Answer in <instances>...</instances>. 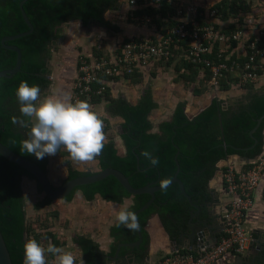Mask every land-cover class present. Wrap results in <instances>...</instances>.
Instances as JSON below:
<instances>
[{
    "label": "trees",
    "instance_id": "1",
    "mask_svg": "<svg viewBox=\"0 0 264 264\" xmlns=\"http://www.w3.org/2000/svg\"><path fill=\"white\" fill-rule=\"evenodd\" d=\"M115 1L27 0L24 9L34 25V31L29 35L6 42L7 45L18 46L22 50L23 58L22 68L18 73L11 78L3 77L0 80V142L16 153L36 162L46 172L49 171V156L37 159L34 155L20 151V141L27 138L29 129L23 126L22 122H27L28 118L20 112L15 89L21 80H26L30 85H38L41 93L44 92L51 84L47 75L50 73L48 63L54 40L73 21L81 22L83 26L103 24L106 11L115 5ZM21 2L22 0H0V71L13 68L17 62V53L5 47L2 42L3 38L29 30L20 8ZM212 7L218 10V28L231 32L246 25L244 20L249 12V4L246 0H220ZM137 13L151 15L153 22L157 24L162 33H166V30L162 29L163 25L167 24L164 19L168 18L172 27L178 23L173 19L175 10L168 0H161L159 6L149 5L140 8ZM177 44L180 47L185 42ZM233 46H237V43L234 42ZM261 46H264V42ZM177 47L175 44L171 46L175 56L180 53L181 49L176 50ZM219 47L220 44L216 42L210 57H216L215 53ZM231 55V58H237L235 53ZM175 56L168 57L166 60L171 63L177 59ZM244 59L241 58L242 61ZM182 67L191 69L194 75L196 71H200L199 66L188 62L184 57L177 64L179 70ZM181 75L189 79V76ZM139 76L140 73L137 70L125 77L136 81ZM194 77L196 76H191L190 79L193 80ZM235 80L233 74H225L220 78V89L229 90L235 86ZM203 81L205 85L196 88L195 93L201 94L209 89L212 75L208 69L203 72ZM244 89L248 91V102L241 101L237 107L228 106L224 109L225 100L213 97L209 105L193 116L189 113L186 103L180 102L173 119L162 123L159 134L151 131L153 124L149 116L157 107L151 92H146L137 104H133L122 97L112 98L108 87L103 96L94 98V104L107 101L110 114L124 119L121 136L126 146V154L119 153L113 139L106 140L102 154L98 157L101 170L119 169L129 178L134 187L140 188L152 183L169 182L178 170V160L180 166L178 177L184 183L187 193L198 203L206 204L210 200V196L207 197L208 185L216 173L217 163L220 160L229 155H239L250 158V162L244 164L245 167H249L264 152V120L254 133L257 139L256 144L250 134L257 119L264 114V88H256L253 84ZM100 118L103 122H107L104 126L107 136L111 127L110 121L108 118L101 116ZM225 142L228 146L223 145ZM179 151L178 158H176ZM145 152L149 153L157 163L153 164L148 157L144 156ZM57 154L69 156L63 148ZM67 163L69 173L65 181L94 173L74 168L71 160H67ZM25 177L36 181L38 189L43 191L41 185L28 170L0 154V228L13 264H23V242L29 237H34L39 242L42 238H53V244L61 246L53 232L45 229L39 232L33 223L28 221L25 208L26 195L22 187ZM78 191H82L89 200L97 194L116 202L132 198L134 201L130 207L132 212L141 208L151 198L149 193L131 194L113 175L79 186L65 199L71 200ZM52 202L53 200L45 195L35 204V208H45ZM192 209L193 206L182 194L178 182L157 191L155 202L139 214L144 242L140 248L136 249L143 250L148 241L146 225L153 214L160 215L164 227L174 237L181 227H186ZM111 233L119 241L118 244L139 239L137 230L130 231L123 226L117 227L116 224L112 227ZM74 240L81 247L86 264H102L103 254L98 243L84 236H77ZM116 249L117 247L114 248V252ZM127 250L128 247L122 248V252Z\"/></svg>",
    "mask_w": 264,
    "mask_h": 264
},
{
    "label": "crops",
    "instance_id": "2",
    "mask_svg": "<svg viewBox=\"0 0 264 264\" xmlns=\"http://www.w3.org/2000/svg\"><path fill=\"white\" fill-rule=\"evenodd\" d=\"M192 1V0H186ZM257 2L258 6L264 5V0H254L253 4ZM130 4V0H116L115 5L109 8L104 15V23H95L89 25L81 33H77V28L70 22L67 27L70 26L68 31L65 29L61 32L60 36L57 37L52 43L51 48V65L53 66V55H62L58 58L59 65L64 68H72L71 73L64 72L63 74L71 75V86L67 90L66 82L63 75L62 78H58L59 82L56 80L50 84L49 93L56 91L57 89L73 94L74 83L78 76V56L80 54L93 59L98 56H108L111 54L113 56L118 48L125 42L126 39H131L135 37H151L154 39H160L162 37V32L158 27L152 25L139 26L131 22L130 20L141 21L145 20V16L148 14H138V10L134 9ZM264 11V8H262ZM261 10V17L256 19L252 16L250 12L245 16L244 22L246 25L251 27V31H256L259 27L264 26V12ZM135 10V17L131 14ZM109 17V18H108ZM130 18V19H129ZM141 19V20H140ZM146 21V20H145ZM146 23V22H145ZM148 23V22H147ZM98 25V26H97ZM93 30V31H92ZM104 32L106 31L108 37L110 38L109 46H105L109 54H97L95 56L93 52V47L96 43V37L93 34L94 31ZM89 32V33H88ZM118 45V46H117ZM176 50H179L176 49ZM81 52V53H80ZM177 57L173 62L169 63L167 60H152L148 65L142 66L139 70L140 76L134 81L128 77H119L114 80L109 81V90L112 98H125L133 104H137L140 99L145 95L146 92H151L153 100L157 104V107L150 113L149 119L151 120L153 127L151 129L154 133H161V125L166 121L173 119L176 108L180 102H185L189 113L193 116L196 115L200 110L209 105L213 97H220L225 100L228 106L237 107L242 101L244 95L248 94L247 89H241L234 92H227L223 96L221 89H215L209 85V89L206 92L197 94L195 93L196 88H201L205 85L203 81V72L196 71L194 75L191 69L177 68V64L184 56L183 49H180ZM244 45L242 43L238 44L234 50L233 54L240 56L244 54ZM244 56V55H243ZM242 57V56H241ZM66 66V67H65ZM66 70V69H64ZM52 71V70H51ZM53 74V71L51 72ZM181 74L189 76V79L182 77ZM191 76L194 77L193 80L190 79ZM68 78V76L66 77ZM256 88H264V76L259 83L255 84ZM218 90V91H216ZM95 110L99 116L108 118L110 121V129L108 130L106 140L113 139L116 142V146L121 155L126 154V146L124 140L121 136L122 134V124L124 119L120 116H112L108 109V102L102 101L95 105ZM116 118L118 122L119 132L116 137L112 135L113 122L112 120ZM107 123V122H106ZM114 131V130H113ZM66 155L56 154L54 156H49L48 168L51 172L55 171L58 165H62V160H65L66 171L69 170V164L67 163L68 157ZM245 162L239 155H229L227 158L220 160L217 163V170L214 177L210 180L208 185L209 195L212 199L209 200L210 206L212 207L216 214H219L218 236L220 237L225 229L224 213L228 207L229 196L226 193L223 180V172L227 165L234 164L240 168L245 167ZM72 166L79 170L91 171L98 170L100 167L99 158L94 162L89 164H76L72 161ZM94 169H91L93 168ZM98 168V169H97ZM49 171V172H50ZM28 181L30 187H33V179L24 178V181ZM37 184V183H36ZM255 204L250 210L247 211L245 217V227L246 230L253 236V241L248 250L240 254H229L227 255L221 264H264V180L260 186L254 192ZM33 200L32 204L29 203V199H25V208L28 215V221L33 223V226L42 232L41 228L38 226L39 221L42 220L44 211L43 209L48 208V219L47 226L45 230L53 232L56 239L60 241L61 246L68 251H71L77 257V264H79V258L83 260L86 264L83 251L81 247L75 242L74 238L77 236H84L91 238L99 245V249L105 255H115L114 248L118 247V240L112 235L111 229L116 224L115 221V211L120 207L133 205L134 201L132 198H125L121 202H116L112 200H107L101 195L97 194L93 199L89 200L86 198L82 191H78L71 200L58 199L53 200V202L41 209H36L35 204L40 200ZM32 207V208H31ZM40 215V216H39ZM36 221V222H35ZM148 231V241L145 243L143 250L134 249L128 247L126 252H120V258L116 260H110L107 264H135L133 258L137 257L138 263L145 264H158L160 259L175 250L188 249L187 247L191 245L190 239L183 238L180 236L179 232L174 239L169 232L164 227L160 215L158 213L153 214L146 225ZM208 232V230H207ZM209 234V233H207ZM205 235L204 243L210 240V235ZM49 240L53 243V238L46 239L42 238L41 243L46 247ZM201 243L203 241H200ZM196 241V246L200 248L201 243ZM122 243V242H121ZM196 247V248H197ZM124 248V247H122ZM197 248V249H198ZM197 252V251H196ZM52 257L49 256V261Z\"/></svg>",
    "mask_w": 264,
    "mask_h": 264
},
{
    "label": "built area",
    "instance_id": "3",
    "mask_svg": "<svg viewBox=\"0 0 264 264\" xmlns=\"http://www.w3.org/2000/svg\"><path fill=\"white\" fill-rule=\"evenodd\" d=\"M161 0H130L135 10L149 5L159 6ZM174 8L173 19L176 26L167 24L162 29L160 39L151 37H135L124 42L111 57L100 56L90 59L82 56L78 66L72 99L87 100L93 107L94 98L103 96L110 80L131 75L152 60H166L175 56L172 44L184 51V58L208 69L212 75L211 87L220 89V78L225 74H233L235 86L244 89L260 82L264 76V26L256 31L245 25L234 31H224L217 26L216 8L201 7L194 1L168 0ZM135 10L131 14L135 17ZM160 16V15H159ZM145 20H152L146 15ZM228 25V24H226ZM185 42L180 46L177 43ZM220 44L219 50L212 58L215 43ZM244 45V56L231 58L233 43ZM231 49V51H229ZM228 53V54H226ZM242 56V57H241ZM241 58H245L243 61ZM106 122H104V126ZM224 186L229 196L228 207L224 213L225 229L219 239L204 251L190 249L175 250L164 255L158 264H221L229 254H240L249 249L253 236L246 230V213L255 204L254 192L264 180V152L249 167L240 168L229 164L223 172Z\"/></svg>",
    "mask_w": 264,
    "mask_h": 264
},
{
    "label": "clouds",
    "instance_id": "4",
    "mask_svg": "<svg viewBox=\"0 0 264 264\" xmlns=\"http://www.w3.org/2000/svg\"><path fill=\"white\" fill-rule=\"evenodd\" d=\"M22 122L28 128L27 138L20 141V151L37 159L54 156L63 148L76 164H89L102 154L106 135L104 122L87 100H73L71 94L57 89L41 95L36 84L21 80L15 89ZM153 164L157 161L145 152ZM164 183H167L165 181ZM117 227L138 229V217L127 206L115 211ZM49 256L52 260L49 261ZM23 264H77V257L50 240L45 247L34 237L23 242ZM79 264H84L81 257Z\"/></svg>",
    "mask_w": 264,
    "mask_h": 264
},
{
    "label": "water",
    "instance_id": "5",
    "mask_svg": "<svg viewBox=\"0 0 264 264\" xmlns=\"http://www.w3.org/2000/svg\"><path fill=\"white\" fill-rule=\"evenodd\" d=\"M26 1L27 0H22L20 4V8H21L23 17L29 27V30L16 34V35L6 36L5 38H3L2 42L5 45V47L17 53V62L13 68L0 71V80L3 77H7V78L13 77L22 68V58H23L22 50L16 45H7L6 42L16 40L20 37L29 35L34 31V25L31 22L30 18L28 17L24 9V4ZM50 76L51 74L49 73L47 77H50ZM49 89H50V86L47 87L46 92H48ZM260 93H263V92H260ZM248 100H249L248 94L244 95V97L242 98V101L246 103L248 102ZM227 107L228 105L225 102L224 109H226ZM263 120H264V114L257 119L256 125L250 131L251 136L256 141L255 144L257 143V139L255 138L254 133L258 130ZM223 145L228 146L226 142ZM179 153L180 151L177 153L176 158H178ZM0 154L12 160L13 162L19 164L26 170H28L36 178L37 182L41 185L42 190L45 193V195L51 200L65 199L69 194H71V192L75 188L85 185V184H91V183L103 180L104 178L110 175L115 176L124 186V188L133 195H138V194H143V193L151 194V198L148 200V202L134 212L135 215L138 217L139 227L137 229V232L139 235V239L134 242L120 243L117 247L116 254L114 256L105 255V258L102 259V264H107L108 261L110 260L114 261L120 258V252H121L122 247H131L135 249V248H140L142 246L144 242V235H143L141 224L139 221V214L145 211L148 207H150L155 202L157 191L167 188L174 182L179 183L182 194L188 198L189 202L193 206V209L190 211V217L187 221L186 227H181V229L179 230L180 236L183 238L190 239V244L192 243V247L190 245L187 248L193 251H201V250L204 251L206 249V246L212 245L219 239V236L217 233L218 228L220 226V224H218L219 214H216V212L213 210L212 207L206 208V205L209 204V200L207 201L208 202L207 204L198 203L196 200L193 199L191 195L187 193L184 183L178 177V174L180 172V166H179L178 160H177L178 170L176 174L169 182L164 183V184L152 183V184H148L146 186L140 187V188H136L131 184L129 178L122 171L116 168H106V169L94 172L92 174H89V175H83V176H78V177L69 179L65 181L63 184H61L60 186L56 187L52 183L48 172H46L39 164L16 153L15 151H13L11 148L3 144L2 142H0ZM241 158L247 163L250 162V158H247V157H241ZM209 194L210 193L208 192L207 197L210 196L212 199V196ZM207 206H210V204ZM206 234L210 235L211 239L207 240L206 243H204L203 239ZM177 237L178 236H174L173 238L177 239ZM198 240L199 242L203 241L202 243L200 242L201 243L200 248L196 246V241ZM133 260L135 261L134 262L135 264H140L138 263L136 256H134ZM0 264H13L9 248L7 246V243L5 241L1 228H0ZM141 264H145V263H141Z\"/></svg>",
    "mask_w": 264,
    "mask_h": 264
},
{
    "label": "rangeland",
    "instance_id": "6",
    "mask_svg": "<svg viewBox=\"0 0 264 264\" xmlns=\"http://www.w3.org/2000/svg\"><path fill=\"white\" fill-rule=\"evenodd\" d=\"M192 1H194V2H196L199 6H201V7H205V8H207V7H210V6H212V5H214V4H216L217 2H219L220 0H192ZM253 1L254 0H246V2L249 4V12L252 14V16L254 17V18H256V19H258V18H260L261 17V10L260 9H262V8H264V5L263 6H258V4H257V2H255L254 4H253ZM262 11H263V9H262ZM264 12V11H263ZM108 14V12L106 13V15ZM109 18V17H108ZM130 19V18H129ZM141 20V19H140ZM131 22L133 21V23H135L136 25H139V26H148V27H152V25H154V26H156L157 27V24L155 23V22H153V20H151V22L150 21H145V20H141V21H135V20H130ZM146 22V23H145ZM148 22V23H147ZM72 24L77 28V33L79 34V33H81V35L83 34V30L84 29H82V28H87L88 26H83L82 25V23L81 22H73V23H71L70 24V26H72ZM70 26L69 27H65V31H68L69 30V28H70ZM98 26V25H97ZM93 31V30H92ZM101 30H99V31H94L93 32V34L95 35V37H96V43H95V46L93 47V52H94V54H95V56H97V54H100V52L101 53H103V54H109V51L107 52V49H105V46H109V41H110V38L108 37V34H107V32L106 31H104L103 33L102 32H100ZM89 33V32H88ZM118 46V45H117ZM81 53V52H80ZM117 53V52H116ZM115 53V54H116ZM114 54V55H115ZM62 56V55H57V54H54L53 55V57H54V59H53V63H54V65L52 66L51 65V63H52V58H50V60H49V66H48V68H49V70H50V73L53 71V74L51 73V76L49 77V79H50V82H51V84L56 80L57 82H59V80H58V78H62V76L64 75L65 76V79L67 80V81H69V82H66L67 84H66V86H64V87H66L67 88V90H69V88H70V86H71V81H72V79H71V75L70 74H67V73H71V70H72V68H69V66L67 67V68H64L63 66H60L59 65V61H60V59L58 60V58H60V57ZM82 56H85V55H82V54H80L79 56H78V64H79V61H80V59H81V57ZM105 56V55H104ZM109 57H111V54H109L108 55ZM66 67V66H65ZM64 69H66V70H64ZM52 70V71H51ZM67 71V73L66 74H63L64 72H66ZM68 76V78H66ZM73 82V81H72ZM238 90H241V88H239V87H237V86H234V87H232V88H230L229 90H225V91H222L221 93H218L219 91L218 90H216V91H218V92H216L217 94H220L221 96H223L224 94H226L227 92H236V91H238ZM52 92H54V91H52ZM49 92H46V90L44 91V92H42L41 93V95L43 96V95H45V94H48ZM112 122H113V130H112V135L114 136V137H116L117 136V134H118V132H119V129H118V122H117V119L116 118H114L113 120H112ZM112 127V126H111ZM64 157H67V156H64ZM67 159H70L71 161H72V159L71 158H67ZM65 160L66 159H64V160H62V165H58V167L57 168H55L56 170L55 171H53V172H51L50 171V169H49V171H48V174H49V176H50V179H51V181H52V183L56 186V187H58V186H60L61 184H63L64 182H65V180H66V178L68 177V173H69V170H68V172L66 171V167L64 166L65 165ZM99 168V169H98ZM97 169L98 170H91L92 172H97V171H100L101 170V168L100 167H98ZM91 169H94V167L93 168H91ZM85 171V170H84ZM33 183V187H30V185H29V183H28V181L26 180V181H23V183H22V187H23V190H24V193H25V195H26V197L29 199V203H31L32 204V202H33V200H38L39 198H43L44 196H45V193L43 192V191H40L39 189H38V187H37V184H36V181H32ZM40 199V200H41ZM32 208V207H31ZM41 211H44V214H43V219L42 220H40L39 221V224H38V226L41 228V229H45V226H47V219H48V208L47 209H43V210H41ZM40 216V215H39ZM36 222V221H35Z\"/></svg>",
    "mask_w": 264,
    "mask_h": 264
},
{
    "label": "flooded vegetation",
    "instance_id": "7",
    "mask_svg": "<svg viewBox=\"0 0 264 264\" xmlns=\"http://www.w3.org/2000/svg\"><path fill=\"white\" fill-rule=\"evenodd\" d=\"M51 74V73H50ZM49 78V77H48Z\"/></svg>",
    "mask_w": 264,
    "mask_h": 264
}]
</instances>
